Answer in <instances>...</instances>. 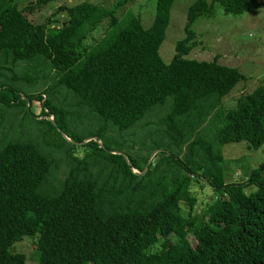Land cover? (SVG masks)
<instances>
[{
  "label": "trees",
  "instance_id": "trees-1",
  "mask_svg": "<svg viewBox=\"0 0 264 264\" xmlns=\"http://www.w3.org/2000/svg\"><path fill=\"white\" fill-rule=\"evenodd\" d=\"M172 1L154 0L143 26L124 0L64 3L41 22L31 3L0 0V264L24 263L10 247L25 234L37 264H264V153L240 176L220 150L264 145V81L224 108L244 74L185 56L214 2L240 13L264 0H193L164 62ZM145 148L157 150L132 171ZM195 183L212 191L200 207Z\"/></svg>",
  "mask_w": 264,
  "mask_h": 264
},
{
  "label": "rangeland",
  "instance_id": "rangeland-1",
  "mask_svg": "<svg viewBox=\"0 0 264 264\" xmlns=\"http://www.w3.org/2000/svg\"><path fill=\"white\" fill-rule=\"evenodd\" d=\"M18 7L26 5L28 2L33 5L31 10L26 11L27 16L33 22L44 21L48 15L53 14V19L61 20L63 13L56 11L61 4H72L79 0H49L46 3L37 5L35 0H12ZM94 2L107 3L112 0H91ZM193 0H173L169 9L168 25L165 29V35L158 46V53L164 62H167L172 53L175 39L183 35V25L185 22V12L189 3ZM33 3V4H32ZM109 6V5H108ZM121 8L129 7V9L137 15L143 26H147L153 14L154 0H124ZM212 14L206 16H198L191 23V28L195 31L196 43L185 54L187 57L209 60L214 54H217V61L236 66L237 69L244 74L245 79L238 80L229 92L221 98L222 106L228 108L233 106L238 94L251 90L253 87L264 81V6L248 8L240 13H231L223 11L218 2H214ZM116 13L118 8H116ZM105 23V21L103 20ZM100 25V24H99ZM97 30V29H96ZM24 65L17 70L18 73L29 72L25 70ZM32 73V72H29ZM42 80H33L20 84V88L28 91H38L39 83ZM6 89L0 86L1 99H4ZM31 109L37 113L40 104L36 99L31 100ZM52 118V115H48ZM85 120V119H82ZM69 139V138H68ZM84 138L83 140H87ZM244 145V141L227 142L220 145V150L224 155V160L234 171L238 170V174L242 176L253 166L258 156L262 157L264 145L250 153L240 151H231L225 155L228 147ZM147 147V141L146 146ZM135 148V147H134ZM132 148L133 152L136 150ZM157 150V148H155ZM155 149L145 148L142 152L148 158H152ZM159 149V148H158ZM146 150H149L148 153ZM78 153V152H77ZM149 159V160H150ZM154 159V158H153ZM254 160V161H253ZM225 162L224 177L226 180L235 179L234 174L229 170L228 163ZM196 194L197 206H202L204 201L210 200L212 191L206 185L198 186L197 183L192 185ZM34 235H23L19 240L12 243L11 249L17 250L25 255L23 264H37V252L33 247L32 240Z\"/></svg>",
  "mask_w": 264,
  "mask_h": 264
},
{
  "label": "water",
  "instance_id": "water-1",
  "mask_svg": "<svg viewBox=\"0 0 264 264\" xmlns=\"http://www.w3.org/2000/svg\"><path fill=\"white\" fill-rule=\"evenodd\" d=\"M50 119H51V118H50ZM63 136H64L65 138L68 139V137H67L65 134H63ZM116 151L119 152L118 150H116ZM155 151H156V149H155L154 151H152V153H154ZM149 159H150V158L147 159V161H146V163L144 164L142 170L139 171V170H137V169L131 167L132 171L142 173V172L145 170V168H146V166H147V163H148Z\"/></svg>",
  "mask_w": 264,
  "mask_h": 264
}]
</instances>
